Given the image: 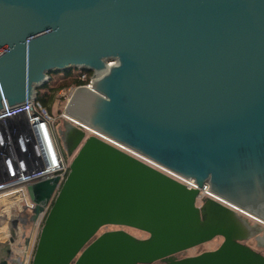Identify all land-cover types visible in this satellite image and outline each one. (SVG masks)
<instances>
[{
  "label": "water",
  "instance_id": "water-1",
  "mask_svg": "<svg viewBox=\"0 0 264 264\" xmlns=\"http://www.w3.org/2000/svg\"><path fill=\"white\" fill-rule=\"evenodd\" d=\"M72 69L95 73L69 117L199 188L66 119L72 159L31 264H264L251 245L264 222V0H0V108ZM57 182L28 186L34 218ZM205 183L239 210L199 200ZM11 253L0 264H20Z\"/></svg>",
  "mask_w": 264,
  "mask_h": 264
},
{
  "label": "built area",
  "instance_id": "built-area-1",
  "mask_svg": "<svg viewBox=\"0 0 264 264\" xmlns=\"http://www.w3.org/2000/svg\"><path fill=\"white\" fill-rule=\"evenodd\" d=\"M75 72L82 80H87L88 82L75 86L73 90L79 86H90L93 71H91V74L89 70L83 69L75 70ZM62 116L84 129L87 135H96L169 174L188 187L199 188L194 179L187 178L162 166L129 146L75 118L69 117L65 112H63ZM56 132L58 133L56 117L43 106L38 94L25 102L14 105L9 104L5 96H2V107L0 108V195L16 196V203L25 202L27 207L34 210L35 203L30 198L28 186L39 181L58 178L49 203L40 210L36 217L40 229L69 171L70 160L67 154L60 149ZM209 188L207 183L200 188L199 200L204 197H211L231 208L239 210ZM34 250L35 248L32 252H29L30 254L27 253L24 257H17L15 260L20 264H31Z\"/></svg>",
  "mask_w": 264,
  "mask_h": 264
},
{
  "label": "rangeland",
  "instance_id": "rangeland-1",
  "mask_svg": "<svg viewBox=\"0 0 264 264\" xmlns=\"http://www.w3.org/2000/svg\"><path fill=\"white\" fill-rule=\"evenodd\" d=\"M75 70L77 71L78 69ZM67 80L70 79H65L62 74L58 73L54 74L52 79H49L47 83L52 85V87H58L60 84L66 83ZM74 87L75 85H70L69 87L59 89L56 93V100L52 107V114L56 117L57 130L63 128V124L66 119L62 116V114L68 100L74 92ZM56 136L60 144V149L65 152L59 133L56 132ZM71 159L72 157L69 158L70 162ZM11 196L12 195L7 194L0 195V261L9 255L8 249H11L12 251L10 259L24 257L27 253L30 254L29 252H32L36 247L41 230L39 228L38 220L34 218V210L27 207L25 202L16 203L15 198L17 197ZM263 226L264 225H262V230H260L258 236L264 240ZM117 228L118 226L107 225L102 227L99 233ZM123 229L138 237L143 238L148 236L146 232L135 228L123 227ZM12 230H14L15 234L12 233ZM12 238L14 239L13 241L11 240ZM221 242L222 238L216 237L209 242L184 251L181 253V256L196 255L206 250L215 249L221 244ZM251 243L252 246L264 253V246L258 244L256 238H253Z\"/></svg>",
  "mask_w": 264,
  "mask_h": 264
},
{
  "label": "trees",
  "instance_id": "trees-1",
  "mask_svg": "<svg viewBox=\"0 0 264 264\" xmlns=\"http://www.w3.org/2000/svg\"><path fill=\"white\" fill-rule=\"evenodd\" d=\"M58 73L62 74L65 79L70 80H67L66 83L60 84L58 87H52V85L47 83L42 88H40L38 92V98L41 100L43 106H45L51 113L53 104L56 100V93L59 89L69 87L70 85H83L88 82L87 80H82L74 69L65 72H53L50 74V79H52L54 74ZM89 73L91 74V71Z\"/></svg>",
  "mask_w": 264,
  "mask_h": 264
},
{
  "label": "flooded vegetation",
  "instance_id": "flooded-vegetation-1",
  "mask_svg": "<svg viewBox=\"0 0 264 264\" xmlns=\"http://www.w3.org/2000/svg\"><path fill=\"white\" fill-rule=\"evenodd\" d=\"M94 72V71H93ZM92 72V74L91 75H93L94 73ZM250 217V216H249ZM252 218V217H251ZM253 220V219H252ZM259 221V220H258ZM253 222L254 223H256L257 221L254 219L253 220ZM261 222V221H260ZM261 223H263L264 224V222H261ZM261 223H259V225H258V227H260V230H262V225L263 224H261ZM264 227V226H263ZM118 228H123V227H121V226H118ZM117 228V229H118ZM263 238H260V239H256L257 240V243L258 244H260V245H262V246H264V240H262ZM251 245H252V243H251ZM254 247V246H253ZM255 248V247H254ZM257 249V248H256ZM258 250V249H257ZM259 251H261V250H259ZM262 252V251H261Z\"/></svg>",
  "mask_w": 264,
  "mask_h": 264
},
{
  "label": "bare ground",
  "instance_id": "bare-ground-1",
  "mask_svg": "<svg viewBox=\"0 0 264 264\" xmlns=\"http://www.w3.org/2000/svg\"><path fill=\"white\" fill-rule=\"evenodd\" d=\"M3 197H5V196H3ZM12 200V199H11ZM243 213H245V212H243ZM248 215V214H247ZM248 216H250V217H252V218H254L252 215H248ZM262 222V221H261Z\"/></svg>",
  "mask_w": 264,
  "mask_h": 264
}]
</instances>
